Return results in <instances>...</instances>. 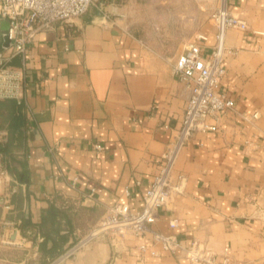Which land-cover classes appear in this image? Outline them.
I'll use <instances>...</instances> for the list:
<instances>
[{
	"label": "crops",
	"instance_id": "crops-1",
	"mask_svg": "<svg viewBox=\"0 0 264 264\" xmlns=\"http://www.w3.org/2000/svg\"><path fill=\"white\" fill-rule=\"evenodd\" d=\"M101 4L107 12L91 9L71 25L56 21L38 31L28 47L27 106L0 98L7 133L0 151L16 183L0 217L20 220L33 240L31 247L5 243V232H14L0 227L1 264H46L94 227L108 204L141 208L170 137L164 125L179 124L187 103L173 60L198 32L207 35L204 53L215 43L209 17L219 0H164L158 27L134 15L142 0ZM228 6L248 23L223 37L232 51L221 85L234 107L216 130L196 131L180 149L174 171L186 175L184 190L158 209L154 226L218 254L226 247L232 264H264V34L256 32H264V0ZM21 64L18 56L11 61ZM5 188L0 182V193ZM141 242L151 241L127 233L114 246L96 237L57 264H190L166 251L142 253Z\"/></svg>",
	"mask_w": 264,
	"mask_h": 264
},
{
	"label": "built area",
	"instance_id": "built-area-1",
	"mask_svg": "<svg viewBox=\"0 0 264 264\" xmlns=\"http://www.w3.org/2000/svg\"><path fill=\"white\" fill-rule=\"evenodd\" d=\"M101 3L102 0H0V98H11L18 104H26L28 47L39 30L56 21L71 25L75 18L92 6L99 7ZM3 21L6 22L5 29L1 28ZM210 22L215 28V43L209 52L204 53L201 46L207 35L198 32L194 40L183 44L182 51L173 60V72L188 91L187 103L179 124L164 125L169 128L170 137L161 153L160 165L150 176L149 185L143 192L141 208L132 209L127 202L108 204L94 227L46 264H57L74 257L88 241L96 237H107L112 245H118L127 233L150 239V243L141 242L138 248L151 256L159 255L161 250L182 255L190 264H232L226 247L218 254L201 241L193 239L186 242L173 231L163 232L154 226L158 209L168 205L174 194L184 190L186 175L174 171L180 149L196 131L216 130V120L234 107V99L221 85L226 72L224 57L232 51L225 46L223 37L226 29L234 27L246 30L248 23L241 13L230 9L228 0H219ZM256 32L264 34L262 31ZM3 35H6L7 44L3 43ZM16 56L22 61L19 66L11 65ZM256 114L253 113L252 117ZM208 116L213 117L215 123H207ZM6 134L4 129H0V142L6 139ZM95 147L100 150L103 146L96 143ZM11 181L4 154L0 151V182L6 187L0 193V205L6 209L10 208V197L16 190V183L11 185ZM92 194L91 191L87 196L91 197ZM20 224V220L13 221L1 216L0 227L13 229L14 232L13 236L11 232H5L2 241L19 247H31L33 240L22 234ZM178 224L177 217L168 220L171 228H176ZM27 242L30 243L28 246Z\"/></svg>",
	"mask_w": 264,
	"mask_h": 264
},
{
	"label": "rangeland",
	"instance_id": "rangeland-1",
	"mask_svg": "<svg viewBox=\"0 0 264 264\" xmlns=\"http://www.w3.org/2000/svg\"><path fill=\"white\" fill-rule=\"evenodd\" d=\"M164 5V0H142V5L140 6V9H133L134 15L141 17L143 19L146 20L147 24L144 26L148 27L149 23L148 20H152V22H155V25L158 23H163L164 19L163 17V12H161V6ZM102 4L99 7L96 6H92L89 10L91 9H100L103 10L105 12H107V10L104 9V7L102 8ZM88 10V11H89ZM109 14L111 12H108ZM210 18V17H209ZM158 24L156 25L158 27ZM169 30H172V26L171 24L168 25ZM172 40H169L168 43L172 44Z\"/></svg>",
	"mask_w": 264,
	"mask_h": 264
},
{
	"label": "water",
	"instance_id": "water-1",
	"mask_svg": "<svg viewBox=\"0 0 264 264\" xmlns=\"http://www.w3.org/2000/svg\"><path fill=\"white\" fill-rule=\"evenodd\" d=\"M1 28H2V29H5V28H6V22L3 21V22L1 23ZM3 38H4V42H3V43H4V44H7V38H6V35H3Z\"/></svg>",
	"mask_w": 264,
	"mask_h": 264
}]
</instances>
